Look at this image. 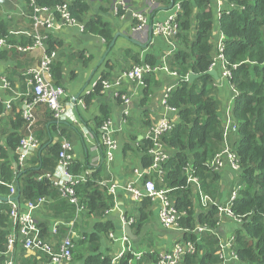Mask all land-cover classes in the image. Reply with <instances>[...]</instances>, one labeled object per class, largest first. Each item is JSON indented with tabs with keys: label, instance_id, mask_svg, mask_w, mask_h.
I'll use <instances>...</instances> for the list:
<instances>
[{
	"label": "trees",
	"instance_id": "16d2710c",
	"mask_svg": "<svg viewBox=\"0 0 264 264\" xmlns=\"http://www.w3.org/2000/svg\"><path fill=\"white\" fill-rule=\"evenodd\" d=\"M69 1L72 18L84 24L86 33L100 36L110 45L115 36L111 25L101 17L87 18L90 13L88 0H34L35 6L52 10ZM153 1L158 5L156 12L169 7L172 2L175 4L179 1L182 7L177 22L178 40L183 46L168 58L171 70L182 78L168 101L171 107L178 110L180 122L174 130L163 136L164 145L177 150V154L162 165L164 184L159 187L172 190L171 196L175 200L176 208L180 213L186 214L180 224L191 233L185 234L184 239L191 241L197 252L195 255L188 256L183 264H221V258L215 254L219 242L212 235L220 224L218 208L212 206L206 211L201 210L199 215L196 213L199 201L195 200L185 171L188 165L192 166L199 178L203 193L215 201L222 202L223 191L220 184L222 178L220 173L212 171L209 167V163L220 151L223 140L222 122L218 116L219 104L214 91L211 92L209 89L213 90L215 82L212 76L207 75L214 63L212 34L216 16L211 6L216 0ZM22 2L24 21L31 28L34 5L31 4V0H22ZM226 2L232 9L221 14L219 26L226 39L225 58L231 67L237 66L235 69L231 68L230 83L239 93L233 110L239 127L233 150L239 158L238 174L242 182L238 198L231 206L233 215L242 219L241 224L237 225L233 232L234 251L241 264H264V0H226ZM55 14L59 18L58 13L55 12ZM194 21L196 29L195 34L192 35ZM11 22L12 20L7 18H0V39L9 37V32L14 26ZM40 33L47 35L45 28H42ZM14 42L15 40L12 41ZM30 42L31 40L25 37L21 38L22 45ZM45 44L48 55L62 47L60 40L50 36ZM5 56L6 52L0 54V57ZM145 62L151 67H157L154 57H147ZM134 63L142 65L139 57L135 58ZM191 72L203 76L189 83L187 76ZM51 75L55 85L59 87L62 79L61 63L53 62ZM104 80L108 79L104 78ZM145 83L143 100L147 102L153 92L151 86L157 85L154 74L146 76ZM101 90L102 85L98 84L96 92L99 93ZM91 100L89 96L85 98V103L90 105ZM4 112L5 106L0 99V116ZM109 113L108 110H103L102 123L108 120ZM50 117L55 120L51 111ZM64 125V122L55 120L49 130L44 128L39 135L36 133L42 141L41 148L31 160L28 169L16 177L13 164L14 152L22 138L24 120L20 112L15 114V120L12 121L13 130L6 136L7 149L0 146V178L5 184L17 181L22 192V201L38 203L43 198L52 201V216L67 220L73 217L75 206L62 198V193L50 181H38L39 176L46 172H54L58 165L60 141L65 134ZM54 133L59 139L48 145L49 138L50 136L54 138ZM46 145L48 146L43 149ZM139 146L145 154L144 166L151 168L153 159L149 151L152 143L147 140L141 142ZM128 149H131L130 146H126L125 150ZM40 151H42L41 154ZM40 165L41 170H38ZM68 170L73 176L93 171L92 173L90 171L87 181L75 185L74 190L80 205L86 210L84 215L94 214L97 218H103L105 213L114 206L109 189L99 185L103 179L105 165L102 164V167L96 170H89L78 161H73ZM6 185L0 184V197L7 196L10 191ZM8 212L9 205L3 203L0 206V264H6L7 259V256L3 254L7 251L8 243L6 230ZM197 226L207 227L208 230L202 234L195 233L194 229ZM140 227L141 220L135 219L132 229L138 230L137 233L134 232L136 236L137 234L139 236ZM114 232L116 230L108 223H97L93 232L85 233L84 240L77 242L78 245L73 252L75 260L81 264H112V259L101 253L100 241L103 236H109ZM88 246L89 252H87ZM131 261H134V264H158L159 254L146 253L136 260L132 253H128L121 259L120 264H130Z\"/></svg>",
	"mask_w": 264,
	"mask_h": 264
},
{
	"label": "crops",
	"instance_id": "0c3cea01",
	"mask_svg": "<svg viewBox=\"0 0 264 264\" xmlns=\"http://www.w3.org/2000/svg\"><path fill=\"white\" fill-rule=\"evenodd\" d=\"M88 3L90 6L88 19L89 17H101L111 25L114 35L121 34L122 36L117 39L115 47L106 57L105 53L109 45L100 36L89 33L82 34L76 28H63L55 31L54 37H51L62 42V47L56 50L58 54L56 63L62 64V79L59 85L65 92L62 101L76 106L75 113L78 119L76 124L65 122L63 137L72 144L74 162L78 161L89 170H96L101 168L102 164L105 165L102 180H105L108 189L111 187L115 189V192L111 193L114 206L111 207L108 213H105L103 218H97L94 214L86 216L74 207L73 217L65 220L63 217L56 218L52 216V201L48 200L44 205L38 206L34 216L42 230L44 239L55 246H58L69 235L70 227L73 229L75 236L84 237L85 233H91L95 230L97 223L104 222L113 227L116 230L114 235L118 236L124 233L122 226L125 220H141L139 236L137 234L138 240L136 242L131 241L132 254H141V257L146 253L161 254L171 250L182 235L179 232L165 230L161 226L158 204L152 202L148 196L137 200L125 188L131 185L142 189L144 183L152 179L158 187L160 185V181L156 176H152V179L146 178L150 168L144 166L145 154L140 150L139 144L147 141L149 130L158 120L169 114L164 110L161 100L166 89L175 84L178 79L168 74L163 68H170L166 62L173 46L178 51L183 45L176 37L164 38L157 34L156 28L157 24L167 22L168 18L177 12V5L181 6V2H176L172 8L171 4L169 7L162 8L157 12L153 10L143 32L134 31L137 23L134 16L136 13L149 8L148 0H128L127 10H120L118 15L114 13L112 8L113 0H88ZM23 16L24 4L22 0H14L13 7L9 9L0 6V18H11L14 24L12 28L14 29H26L29 26L24 21ZM49 17L54 26L58 28L57 18L54 15ZM218 25V20H216L212 34L213 58L216 55L215 42L221 37L222 33L219 32ZM192 26V35H194L195 21ZM151 30L152 35H150ZM42 57L43 52L41 49H35L24 54L16 51L14 53L6 52L5 57H0V86H3L4 81H6L13 88V91L4 89L0 91L1 100L5 104V112L0 116V146L4 148H6V136L13 130L12 121L15 120V114H18L21 108V99H15V93H27L29 88L28 72L40 63ZM136 57L140 58L142 64H147L145 62L147 57H154L157 67L161 68L160 71L153 73L157 85L151 86L153 92L148 97L147 102L143 100V91L146 88L145 81L142 86L124 81V93L131 97L128 105L120 102L114 91L102 88L99 93L96 92L97 85L104 78L114 80L131 69L135 65ZM217 71L220 81L214 79V87L223 106L222 112L218 113L219 120L223 122L230 101L234 100V108L237 98L233 99L234 92L230 81L224 78L219 70ZM51 79L54 82L52 76ZM89 96L92 98L90 105L85 103V98ZM103 110L110 112L108 119L112 122L114 136L119 144L114 160L109 165L103 159V132L101 130L105 121L101 122ZM35 116L37 119L35 135L36 133L39 135L44 128L49 130L50 125L55 123V120L50 117L47 106H37ZM50 133L52 134V131ZM236 138L237 136L234 139ZM49 139L48 145L53 141L57 142L59 138L54 133V138L50 136ZM126 146H130L131 149L126 151ZM165 151L169 158L177 154V150L171 148L165 147ZM48 173L52 172H46V174ZM220 176L222 178L220 183L223 191L222 202L226 203L233 191L230 186L233 185L239 174L228 165L220 172ZM196 213L198 215L201 213L199 202ZM143 215H145V218H143ZM227 219L229 218H222L221 224L212 233L217 240L220 238L222 242L231 239L236 227ZM132 230L133 233L138 232L134 228ZM80 240L76 238L75 248ZM100 244L101 253L111 259H114L122 251V244L113 241L107 235L101 238ZM89 250L88 246L87 252ZM14 259L16 264H51L45 260V257L42 258L39 252L25 251L19 245L16 246ZM71 264H81L78 260H75L74 254Z\"/></svg>",
	"mask_w": 264,
	"mask_h": 264
},
{
	"label": "built area",
	"instance_id": "2783aa9c",
	"mask_svg": "<svg viewBox=\"0 0 264 264\" xmlns=\"http://www.w3.org/2000/svg\"><path fill=\"white\" fill-rule=\"evenodd\" d=\"M31 2V4L34 5V15L32 17L33 23L31 28L30 26L26 28L27 30L12 28L9 32V37L6 39H0V54L4 51L10 53L16 51L24 54L35 49H41L43 52V57L40 63L28 72L29 88L27 89V93H15L14 96L15 99H21L20 113L24 120V127L21 132L22 138L19 146L14 152L15 158L13 164L15 167L16 177L24 170L28 169L31 165V160L36 156L41 148V142L35 135V126L37 123L35 110L37 106H47L53 113L54 119L58 122H71L73 124L78 123L75 113L76 106L71 103L66 104L62 101L65 96V92L63 88L56 86L51 79V67L53 62L56 61L58 54L57 52H53L51 55H48L45 41L49 38V36L54 37L53 34L55 31L62 30L63 28H76L80 33L86 32L84 24L72 18L69 10L70 1L58 6L55 10L37 7L35 6L34 0H31ZM113 2L112 8L116 15H118L120 10H127L128 0H113ZM148 4L149 8L145 9V11L136 13L134 16L137 22L134 28L135 32H143L146 29L149 16L153 10L158 8V5L153 0H148ZM211 9L214 10L216 20H218L219 24L221 14L224 13V11L232 9V7L227 4L226 0H216L215 4L211 6ZM181 11L182 7L177 5V12L172 14V16L168 18L167 22L157 24L156 33L164 38L172 36L178 38L179 28L177 20ZM55 12L58 13L59 18ZM50 15H54L57 18V23L59 24L58 28H56L52 23L51 18L49 17ZM8 20H11V18H8ZM42 28H45L47 35L40 33ZM218 28L220 32L221 30L219 25ZM22 37L31 40V42L26 45H22L20 40ZM13 40H15L14 43H12ZM225 41V36L221 33V37L215 42L216 55L213 58L214 63L210 70H219L222 76L230 81L232 78L231 68L235 69L237 66L231 67L225 58ZM176 51L175 46H173L171 52L169 53V57ZM168 58L166 64H168ZM160 70L161 68L151 67L147 64L133 65L131 69L125 71L118 78L114 80H102L100 84L104 90L114 91L116 97L119 98L123 104L128 105L131 97L124 93V81L142 86L146 76ZM163 70L178 79V81L166 89L161 100L164 110H166L169 114L158 120V122L149 130L147 135V140L152 143L149 155L152 157L153 163L146 178L152 179V176H156L160 181L161 186L164 184V171L162 169V165L170 159L169 155L165 151L166 146L163 142V136L174 130L176 125L180 122L178 110L171 107L168 104V101L171 93L175 90L179 82L182 81V78L176 72L171 70V68L164 67ZM232 87L234 92L233 99H236L238 98L239 93L234 86ZM2 89L13 91L10 83L6 81H4L3 86H0V91ZM233 103L234 100H231L222 122V147L215 155L214 159L209 163L211 170L217 173L222 172L228 165L231 166L233 170L237 172L239 171V158L231 147V142L234 141V138L239 130L238 123L236 122L233 113ZM101 130L103 132V159L104 162L109 165L114 160L119 144L114 136L111 120L108 119L105 121ZM58 158V165L55 171L41 175L38 181H50L54 187L58 188V190L62 193V198L67 199L70 204L77 208L79 212L85 213V208L80 205V201L76 197L74 186L80 183H85L90 172L87 171L79 176H73L69 173L68 168L71 162L74 161L73 147L72 144L64 138L60 141V152ZM185 171L187 175V182L192 187L195 198L199 201L201 210L206 211L207 208L212 206L217 207L220 216V224L222 222V218L224 217L233 219L238 225L241 224L242 219L235 217L231 211V206L238 198L241 187L231 193L226 203H222L220 201L213 200L209 195L203 193L199 178L196 176V172L192 166L188 165L185 168ZM152 180H147L142 189H138L136 186L131 185L125 189L130 191L137 200L142 199L144 196H148L152 202L158 204V215L161 226L165 230L179 232L182 235L171 250L159 254L158 264H183V261L188 256L195 255L197 252L195 245L191 241L184 239L185 234L191 233L189 229H184V227L180 224L186 214L185 212L180 213L176 208L175 200L172 199L171 196L172 190L166 187L158 188L157 184ZM0 184H7L6 186H8L10 190L7 196L0 197L9 200L8 203H5L0 199V206L3 203L9 205L6 228L8 232V243L7 251L3 254L7 256L6 264H16L14 254L16 252L17 245L25 251L33 250L39 252L42 258L45 257V260L49 261L51 264H71L73 261L75 240L76 238L84 240V237L75 236L73 229L70 227L69 235L64 238L58 246L48 242L44 239L42 230L34 216L38 206L47 203L48 199L43 198L40 199L38 203H34L32 201H22L21 196L20 203H17L15 201H11L18 194L17 181L14 180L11 183L5 184L0 178ZM99 185L101 187L106 186L105 180L100 181ZM114 192V187L109 188V193L113 194ZM108 212L109 211L106 213ZM134 222L135 219L125 220L123 225L127 224L132 227ZM207 230V227L197 226L194 229V232L202 234L207 232ZM109 236L113 241L122 244L121 253L112 259V264H120L121 259L126 254L132 253V242L125 233L120 234V236H114V234H110ZM234 238L235 237L233 235L231 236V239L226 242H222L220 238L218 239L219 243L217 245V253L221 258V264H241L238 255L234 251ZM134 256L136 260L141 258V254ZM134 263V261L130 262V264Z\"/></svg>",
	"mask_w": 264,
	"mask_h": 264
},
{
	"label": "water",
	"instance_id": "95a60500",
	"mask_svg": "<svg viewBox=\"0 0 264 264\" xmlns=\"http://www.w3.org/2000/svg\"><path fill=\"white\" fill-rule=\"evenodd\" d=\"M13 3H14V0H0V6H2L3 8H6V9H9V8H12L13 7ZM174 2H172V5H171V8L173 6ZM152 29V28H151ZM84 34V33H82ZM150 35H152V30L150 31ZM122 36L121 34H116L112 40V42L110 43L109 45V48L108 50L106 51L105 53V57L110 53V51L115 47L116 45V41L117 39ZM207 75L209 76H212L216 81H220V77H219V74L216 70H210L207 72ZM203 75H197V74H194V73H189L188 76H187V82L189 83H193L196 79H199L201 78ZM78 98V96H77ZM47 147V146H46ZM46 147H44L43 149H45ZM42 151H40V154H41ZM38 170H41V165L38 167ZM18 185V184H17ZM21 196H22V192H21V189H20V186L18 185V194L16 197H14L11 201H15L17 203H20L21 201ZM3 202L5 203H8L9 200L8 199H5V198H0ZM122 230L123 232L127 235V237L131 240V241H134L136 242L138 240V236H136L134 233H133V230H132V227L130 225H123L122 226Z\"/></svg>",
	"mask_w": 264,
	"mask_h": 264
},
{
	"label": "rangeland",
	"instance_id": "374dc122",
	"mask_svg": "<svg viewBox=\"0 0 264 264\" xmlns=\"http://www.w3.org/2000/svg\"><path fill=\"white\" fill-rule=\"evenodd\" d=\"M209 89H210L211 92L214 91L215 98L217 99L218 104H219V113H221V112H222V109H223V106L221 105V101L219 100V97H218V95H217V90L215 89V87L213 88V90H212V88H209ZM234 143H235L234 141L231 142V147H232V148H233V146H234ZM231 187H232L233 191H234V190H237L239 187H242V182H241L240 177H238L236 180H234L233 185L231 184V186H230V189H231ZM233 191H232V192H233ZM222 203H223V202H222ZM227 218H229V217H227ZM229 219H230V218H229ZM229 219H227V221L233 223L235 226L238 225L233 219H230V220H229ZM112 234H114V233H112ZM114 236H115V235H114ZM118 236H120V234H119ZM215 254L218 256L217 251L215 252ZM219 264H220V263H219Z\"/></svg>",
	"mask_w": 264,
	"mask_h": 264
},
{
	"label": "clouds",
	"instance_id": "9594fccd",
	"mask_svg": "<svg viewBox=\"0 0 264 264\" xmlns=\"http://www.w3.org/2000/svg\"><path fill=\"white\" fill-rule=\"evenodd\" d=\"M85 33H86V32H85ZM85 33H84V34H85Z\"/></svg>",
	"mask_w": 264,
	"mask_h": 264
}]
</instances>
